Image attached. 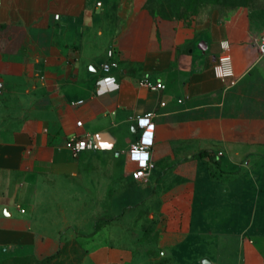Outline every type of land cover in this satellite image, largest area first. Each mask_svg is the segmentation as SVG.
Returning <instances> with one entry per match:
<instances>
[{"label": "crops", "instance_id": "crops-1", "mask_svg": "<svg viewBox=\"0 0 264 264\" xmlns=\"http://www.w3.org/2000/svg\"><path fill=\"white\" fill-rule=\"evenodd\" d=\"M262 32L241 11L200 23L159 16L149 0H0V264L58 254L67 221L105 240L91 264H264ZM226 40L234 85L213 70ZM148 111L153 166L106 204V176L135 179L130 147ZM74 136L95 148L74 156ZM89 211L122 212L86 233Z\"/></svg>", "mask_w": 264, "mask_h": 264}, {"label": "rangeland", "instance_id": "rangeland-1", "mask_svg": "<svg viewBox=\"0 0 264 264\" xmlns=\"http://www.w3.org/2000/svg\"><path fill=\"white\" fill-rule=\"evenodd\" d=\"M149 2L155 13L159 16L174 17L181 20H194L200 23L208 19H215L219 22H224L229 15L241 11L247 14L252 26L256 27L258 30L264 29V0H149ZM93 166L95 167V165ZM143 181L144 178L119 179L114 178L111 175L106 176L104 178L106 204H109L114 196H117L116 193H121V196H130L127 193L134 191L137 187H141ZM88 197L89 200L92 201V198H95V195L94 197ZM88 213L90 219L94 217L92 224H95L96 211H89ZM117 213L115 214L117 215ZM135 213L141 215L142 213L144 214V211H136ZM56 214L62 220L61 222L63 224L69 219L68 212L58 210ZM115 214L113 215V213L111 214V212L105 211L104 217L101 218L99 215L95 227L88 228L86 233H91L98 229L97 227H99L100 231L108 230L112 221L118 219V216ZM126 221H128V219L125 218V224ZM131 228L136 230L139 227L137 226V223L132 221ZM62 229L69 232L72 236L69 237L68 242L65 243L64 247L58 254L38 262L19 259L3 264H91L88 260L86 261V256L90 250L101 245L105 240H101L99 237H96L95 234L83 235L81 231L82 228L74 223L71 224L69 221L64 224ZM141 240L142 243H145L146 238H141ZM117 245L132 246L134 244L122 241L118 242ZM212 261L214 264H227L228 262L223 254H219V257H216L215 260L212 259ZM232 264H237V262L233 260Z\"/></svg>", "mask_w": 264, "mask_h": 264}, {"label": "built area", "instance_id": "built-area-1", "mask_svg": "<svg viewBox=\"0 0 264 264\" xmlns=\"http://www.w3.org/2000/svg\"><path fill=\"white\" fill-rule=\"evenodd\" d=\"M101 4V3H98ZM56 17H59L57 14ZM223 53L220 54L216 63L214 64L213 70L216 77L221 79L229 80L231 85L236 84V72L234 68V62L231 54L229 53L230 43L229 41L221 42ZM259 51L264 54V29L260 38ZM115 51L113 49L108 50V56L111 59L114 56ZM117 63L114 61H108L103 64L101 69L104 73H110L112 67L116 66ZM108 84H113L114 79L111 76L105 77ZM139 84L143 87L151 90H159L165 88V84L161 81L153 83L149 78H143ZM4 87L3 81L0 79V91ZM161 105H165L164 102ZM155 113L148 111L143 115L138 116L136 123L139 129H142V134L138 141L133 143L130 147V158L136 162L137 168L133 171L132 175L135 179L144 178L148 175L150 168L153 164L150 162V152L154 144V130L155 123L153 117ZM78 125H82V121H78ZM66 146L72 151L74 156H78L84 151L93 150L95 148V142L92 137L89 136H74L67 140Z\"/></svg>", "mask_w": 264, "mask_h": 264}, {"label": "trees", "instance_id": "trees-1", "mask_svg": "<svg viewBox=\"0 0 264 264\" xmlns=\"http://www.w3.org/2000/svg\"><path fill=\"white\" fill-rule=\"evenodd\" d=\"M153 9V8H152ZM154 11V10H153ZM155 12V11H154Z\"/></svg>", "mask_w": 264, "mask_h": 264}]
</instances>
